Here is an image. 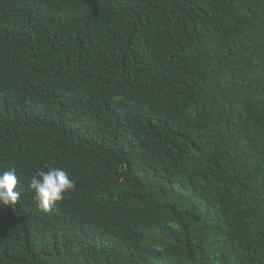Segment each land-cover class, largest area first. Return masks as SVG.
Masks as SVG:
<instances>
[{"label": "trees", "instance_id": "obj_1", "mask_svg": "<svg viewBox=\"0 0 264 264\" xmlns=\"http://www.w3.org/2000/svg\"><path fill=\"white\" fill-rule=\"evenodd\" d=\"M12 170L0 264H264V0H0Z\"/></svg>", "mask_w": 264, "mask_h": 264}, {"label": "clouds", "instance_id": "obj_2", "mask_svg": "<svg viewBox=\"0 0 264 264\" xmlns=\"http://www.w3.org/2000/svg\"><path fill=\"white\" fill-rule=\"evenodd\" d=\"M20 181L14 170L0 175V205L5 208L15 207L21 197L18 191ZM30 187L35 190L36 199L42 211L52 208L65 199V195L75 190V182L62 169L52 168L40 171L31 178Z\"/></svg>", "mask_w": 264, "mask_h": 264}]
</instances>
